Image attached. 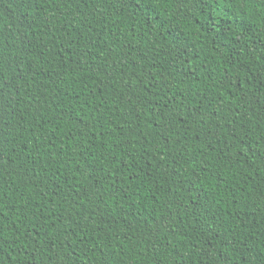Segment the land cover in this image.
<instances>
[{
    "label": "trees",
    "instance_id": "16d2710c",
    "mask_svg": "<svg viewBox=\"0 0 264 264\" xmlns=\"http://www.w3.org/2000/svg\"><path fill=\"white\" fill-rule=\"evenodd\" d=\"M0 264H264V0H0Z\"/></svg>",
    "mask_w": 264,
    "mask_h": 264
},
{
    "label": "snow or ice",
    "instance_id": "6c2138e0",
    "mask_svg": "<svg viewBox=\"0 0 264 264\" xmlns=\"http://www.w3.org/2000/svg\"><path fill=\"white\" fill-rule=\"evenodd\" d=\"M145 3L151 4L153 7H165L168 9H171V6L173 4H177V6L181 5H187L189 2H192V0H144ZM200 0H195V3H199ZM213 2H216V0H213ZM224 7H228L230 5H224ZM219 15V13H217ZM160 27H163V24L160 25ZM213 28H215L216 32H220V28L218 25V22H211L209 21L207 30L211 31ZM187 31V29H185ZM169 36H171L172 40L174 41V47L175 49L180 52L183 50L184 44L186 43L185 37H184V31H178L175 33H169Z\"/></svg>",
    "mask_w": 264,
    "mask_h": 264
}]
</instances>
